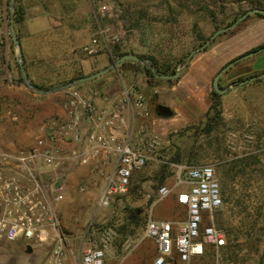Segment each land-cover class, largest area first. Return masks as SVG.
Segmentation results:
<instances>
[{"label": "rangeland", "instance_id": "374dc122", "mask_svg": "<svg viewBox=\"0 0 264 264\" xmlns=\"http://www.w3.org/2000/svg\"><path fill=\"white\" fill-rule=\"evenodd\" d=\"M18 1L24 11L22 23L15 27L20 39L47 40L52 55H57L60 61L67 55L64 50L68 28L80 27L84 33L71 34L76 40L74 49L88 59L92 73L110 65L107 53L117 44L124 51L154 57L175 72L182 70L187 56L200 46L201 39H209L233 18H239L241 12L250 10L247 0H222L215 4L210 0ZM103 5L107 6L105 12L100 11ZM13 12L10 0H0V148L7 151L28 147L39 125L56 117L57 112L55 101L38 100L25 92L28 87L23 79L19 80L22 76L18 47L11 38ZM113 37L118 42L112 43ZM93 38L98 41V52L90 56L81 50V45ZM261 55L254 58L261 57L260 61H264ZM146 65L149 66L147 61ZM127 66L135 71L133 64L128 63L74 86L96 96H101L106 84L120 88L121 81L128 88L137 87L138 79L144 76L130 73ZM62 69L60 66L59 71ZM102 79L103 85L98 83ZM66 84L69 83L43 88L52 90ZM236 86L233 84L231 88ZM60 91L64 93L65 89ZM224 99L219 117L213 119L210 114L192 126L164 136L151 125L150 119L157 115L153 105L147 123L162 138L161 148L154 153V160L132 175L126 193L113 196L107 206L99 204L105 183L102 175L90 166L74 167L65 173L66 188L57 216L68 264H77L88 249L101 248L102 233L106 230L113 232V239L104 264H152L156 245L144 233L149 215L174 222L185 219L183 208L175 203L179 189L158 199L160 187L174 185L173 165L212 166L221 190L222 206L213 214V223L225 243L213 250L207 246L203 255L191 259L189 264H264V88L252 93L250 86H246ZM177 155L179 162H172L171 158ZM164 164L168 166L164 172L170 175L159 185L158 176ZM108 169L109 165L103 166L104 171ZM134 209H142L144 220L139 224L127 222V215ZM200 215V226L209 225V212L201 211ZM27 247L22 242L4 244L0 264H42L47 260L48 244L34 243L30 253Z\"/></svg>", "mask_w": 264, "mask_h": 264}, {"label": "built area", "instance_id": "2783aa9c", "mask_svg": "<svg viewBox=\"0 0 264 264\" xmlns=\"http://www.w3.org/2000/svg\"><path fill=\"white\" fill-rule=\"evenodd\" d=\"M106 10V5L100 7V11ZM111 42H118V38L113 37ZM83 51L95 55L96 38ZM120 84L119 96H101L100 106L80 90L71 88L63 104V118L42 122L26 148H0V250L8 243L48 244V257L42 264H68L57 216L66 188L65 173L74 167L90 166L102 175L105 183L99 204L107 206L113 196L126 193L135 172L154 160L162 138L147 123V99L135 87L128 88L121 81ZM114 129L123 130V136L118 139L110 132ZM104 165H109V171L103 170ZM173 167L174 185L160 187L158 199L179 189L176 203L185 208V219L174 222L150 217L146 221L145 237L156 245L152 264H189L191 259L203 255L206 243L215 247L225 243L213 223V214L222 206L214 168ZM201 211L210 214V224L203 228ZM112 239L113 232L104 231L102 247L85 251L77 264H104Z\"/></svg>", "mask_w": 264, "mask_h": 264}, {"label": "crops", "instance_id": "0c3cea01", "mask_svg": "<svg viewBox=\"0 0 264 264\" xmlns=\"http://www.w3.org/2000/svg\"><path fill=\"white\" fill-rule=\"evenodd\" d=\"M245 19V21H242L236 26L233 32L224 35L222 39L210 43L204 50L195 53L180 71L177 79H172L170 82L163 79L148 82L145 77L138 79V85L134 87L145 95L148 111L151 112L153 105L156 108L158 105H163L171 111L168 116L155 115L150 119L153 129L159 132L161 136L179 128L192 126L205 117L211 104L210 94L214 90L213 79L218 72L229 62L244 55L251 49L264 44V18H259L251 14ZM74 31L84 33V30L80 27L68 28V36L64 50L67 55L66 59H61L60 61L57 55H52V49L47 40L39 39L38 41H32L30 37L20 39L23 66L28 80L33 86L62 85L63 83H71L70 80L75 77L91 75V67L87 65L89 64L88 59L76 54L74 49L76 40L74 41L75 38L71 35ZM89 43L90 41H87V43L82 44L81 50ZM260 54L264 55V50L236 63L221 75L218 82L219 87L226 89L224 93L220 94L223 104L225 103V96L229 93L236 95L237 90L243 89L246 86H250L252 93L259 92L261 88H264V77L245 85L238 84V86L231 88L238 79L264 74V64L259 66L264 61H260L262 59L261 57L254 58L256 55L260 56ZM60 66L63 67L61 72L59 71ZM106 67L108 66L102 67L101 70ZM128 69L130 71L132 68L128 67L126 70ZM132 73L136 74L135 72ZM78 83L80 85V82ZM98 83L103 85L105 81L102 79ZM72 88L78 90L79 86H73ZM70 89H65L64 93L60 90L53 89L50 92L37 93L29 87L24 88L26 93L37 96L39 98L38 100L49 99L50 101L53 100V102H56L57 112L56 117L53 118H63L65 116L63 104ZM80 91L100 106L102 105L101 96L115 98L119 96L121 86L119 88L111 84H106L102 87L101 96L93 95L89 91ZM110 132L117 136L118 139L124 133L123 130L117 129L111 130ZM182 208L185 213V208ZM149 216L151 217V215ZM151 218L154 219L153 217ZM154 220L164 219L156 218Z\"/></svg>", "mask_w": 264, "mask_h": 264}, {"label": "trees", "instance_id": "16d2710c", "mask_svg": "<svg viewBox=\"0 0 264 264\" xmlns=\"http://www.w3.org/2000/svg\"><path fill=\"white\" fill-rule=\"evenodd\" d=\"M212 3H217V2H220L222 0H210ZM228 1V0H226ZM250 4V10L252 9H256V8H263L264 7V0H247ZM247 11L249 10H245L243 12L240 13V15H243L244 13H246ZM209 14L211 17L214 16V14L212 13V11H209ZM254 16L256 17H259V18H264V15L261 14V13H255ZM24 19V11H23V8L22 6L19 4V1L18 0H15V3H14V12H13V15H12V22L14 24V26L17 28L23 21ZM238 18H233L232 21L230 23H227L225 25L226 26H229L230 24H232L233 22H235ZM246 19H244L243 21H245ZM236 28V27H235ZM234 29L226 32V33H223L219 36L216 37L215 40H217L219 37L221 36H224V35H227L231 32H233ZM17 38H18V41H20V37L19 35L17 34ZM207 40V39H206ZM204 39H201L200 41V46L206 41ZM213 43V42H212ZM264 50V44L256 47V48H253L251 49L250 51H248L247 53L245 54H248V53H255V52H258V51H262ZM126 54H133V55H136L138 56L140 59L142 60H145L149 63V66L145 65V66H140L138 65L137 63L135 62H132V61H125L123 63L120 64V66H123L125 64H128V63H132L133 64V68L135 69V73L136 72H139L141 73L148 82H153L155 81L157 78L155 77V74L152 72V69H154L155 73L156 74H159V75H172L174 74V70L170 67V65H164V64H159V62L154 58V57H151V56H146V55H140V54H135L133 51H124L122 50V47L120 44H117V45H112L110 50L108 51L107 53V56H108V63L111 65L114 61H116L117 59H119L120 57L126 55ZM118 66V67H120ZM117 67V69H118ZM97 72V71H96ZM82 76H78V77H75L73 79L70 80V82L72 81H75L79 78H82ZM248 79V78H247ZM19 80L22 82V78L19 77ZM245 79H238L237 81L234 82V84H239L241 81H243ZM168 82H170L171 80H167ZM39 89H46V88H43V87H39L37 86ZM210 98H211V104H210V107L205 115V117L209 116L210 114H212V118L215 119L217 117H219L220 113H221V95L218 94L217 92H215L214 90H212L211 94H210ZM157 115H160L159 112L157 111L156 113ZM171 161L172 162H179V156H174L171 158ZM167 165L164 164L162 166V172L159 174L158 176V183L159 185H162L166 176L170 175L169 172H164V171H167ZM142 220H144V217H142V209H134L132 211L129 212V214L127 215V222L129 223H141ZM209 247V249H214V245L213 244H205V249L206 247ZM208 250V249H207Z\"/></svg>", "mask_w": 264, "mask_h": 264}, {"label": "water", "instance_id": "95a60500", "mask_svg": "<svg viewBox=\"0 0 264 264\" xmlns=\"http://www.w3.org/2000/svg\"><path fill=\"white\" fill-rule=\"evenodd\" d=\"M14 6V0H10V8L12 9ZM255 13H261L264 15V9L262 8H256V9H252V10H249L247 11L246 13H244L243 15H241L235 22H233L232 24H230L229 26H226L224 28H221V29H218L217 31H215L210 37L209 39H207L201 46H199L198 48L192 50L189 55L187 56L186 60H185V64L191 59V57L199 52V51H202L204 50L206 47H208V45L215 40V38L223 33H226L232 29H234L238 24H240L247 16L251 15V14H255ZM11 38H12V41L14 43V45H16L18 47V65H19V70H20V73H21V76H22V79L24 81V83L27 85V87L31 88L32 90H34L35 92L37 93H45V92H50L51 90H42V89H39L33 85L30 84L29 80H28V77H27V74L25 72V69L23 67V57H22V52H21V49H20V42L18 41V38H17V33H16V30H15V26L13 24V22H11ZM260 51L258 52H255V53H248V54H244L236 59H234L233 61L229 62L227 65H225L219 72L218 74L214 77L213 79V89L215 92H217L218 94H222L226 91V89H221L219 87V79L221 77V75L226 72L229 68H231L232 66H234L236 63L244 60V59H247L251 56H253L254 54L256 53H259ZM125 61H133L135 63H137L138 65L140 66H144L146 65V61L145 60H142L140 59L138 56L136 55H133V54H126L122 57H120L119 59H117L116 61H114L111 65H109L108 67L102 69V70H99L89 76H86V77H82L80 79H78L76 82H71L69 84H66V85H63L61 87H58L57 89H53V90H62V89H68V88H72L76 83L78 82H85L87 80H91L93 78H97L99 76H102L103 74L111 71V70H114L117 68L118 65H120L121 63L125 62ZM180 71H181V68L178 69L174 74L172 75H159V74H156L154 69H152V72L155 74V77L157 79H163V80H172V79H177L179 74H180ZM264 77V74H261L259 76H254V77H250L248 79H245L243 81H241L239 83V85H245L249 82H252L256 79H259V78H262ZM157 111L159 112L160 115L162 116H168L170 114V109L166 106H163V105H158L157 106ZM27 252L30 253L31 252V247L28 246L27 247Z\"/></svg>", "mask_w": 264, "mask_h": 264}]
</instances>
